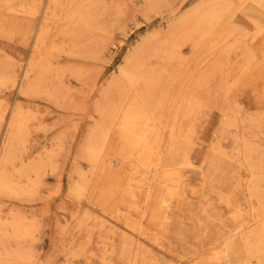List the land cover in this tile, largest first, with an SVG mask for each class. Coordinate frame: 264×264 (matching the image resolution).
<instances>
[{
  "label": "rangeland",
  "instance_id": "374dc122",
  "mask_svg": "<svg viewBox=\"0 0 264 264\" xmlns=\"http://www.w3.org/2000/svg\"><path fill=\"white\" fill-rule=\"evenodd\" d=\"M213 1L61 0L59 9L50 0H0V155L17 110L25 112L20 118L26 131L15 142L18 152L13 149L12 160L17 161L18 155V161L4 166L5 173L24 190L0 193V231L10 232H0L5 236L0 238V264L6 260L5 251L25 258L12 259L17 264H264L262 254L247 256L243 240L235 234L240 226L239 230L249 227L258 232L264 225V199L249 192L253 184L249 161L241 157L243 145L253 146L251 161L262 164L263 179L254 189L264 198V15L260 27L255 26L245 17L247 7L236 3L228 11L235 24L224 26L223 21L208 33L195 31L194 20L179 26L185 15ZM82 4H92L90 19L80 17ZM86 22L88 29L82 28ZM38 34L44 45L40 52L35 45ZM132 54H138L145 70L160 77L152 95L164 99L157 113L168 126L158 125L161 143L157 145L162 150L169 138L168 127L176 121L180 129L176 128V136L189 140L186 163L177 167L180 171L170 168L176 171L173 181L157 184L150 197L146 188H135L139 181L135 156L129 164L120 158L127 148L116 127L121 112L115 114L116 128L101 117V109L115 113L124 102L114 82L127 69L126 60ZM30 62L37 66L30 77L38 83L28 92L22 78ZM14 70L19 73V87L6 81ZM130 79L132 86L126 92L133 98L141 78ZM188 101L200 106L186 114ZM175 113H179L177 118ZM94 140L104 150L99 149L97 166L91 169ZM151 151L145 163H154L158 149ZM25 167L32 181L37 178L34 170L39 173L35 185L26 182ZM14 215L23 220L22 234L10 227L16 221Z\"/></svg>",
  "mask_w": 264,
  "mask_h": 264
},
{
  "label": "bare ground",
  "instance_id": "6f19581e",
  "mask_svg": "<svg viewBox=\"0 0 264 264\" xmlns=\"http://www.w3.org/2000/svg\"><path fill=\"white\" fill-rule=\"evenodd\" d=\"M66 1V0H65ZM90 1V0H89ZM69 2V1H68ZM67 2V3H68ZM79 3H80V1H78ZM39 3V2H38ZM50 3H52L51 5H56L57 6V8H58V6H59V4L61 3V0H50ZM67 3H64L65 5L67 4ZM84 3V2H83ZM239 4L240 6H242V5H244V8H245V6L247 7V9L245 8L244 10H246L245 11V17H246V19H248L253 25H255V26H259L260 25V23L262 22V17H263V11L262 12H260V11H258V8L257 7H260V9H263L264 10V0H214L213 2H211L210 4H208L207 6H203L201 9H197V11H193V13H191V14H189V15H185L183 18H181L180 20H179V26L181 27V24H184V23H186V22H189V21H191V20H194V26H193V29L195 30V31H202V30H204L205 32L206 31H214V28H216V26L217 25H219L220 23H222L223 21L225 22V24L226 25H224V26H227V25H232V24H235V20L233 19L234 17H233V15L232 14H229L228 13V11L230 12V10H231V8H232V6L234 5V4ZM93 4V3H92ZM92 4L90 5V4H82L81 6H80V8L78 9V13L80 14V17H83L84 19H90V17L93 15L92 14V8H93V6H92ZM97 4V3H96ZM36 5V4H35ZM61 6H62V4H60ZM79 5V4H78ZM206 5V4H205ZM49 6V5H48ZM64 6V5H63ZM65 7V6H64ZM63 7V8H64ZM69 7H70V5H69ZM72 7V6H71ZM24 8V7H23ZM35 8V7H34ZM50 8V7H49ZM66 8V7H65ZM74 8V7H73ZM31 9H33V8H31ZM30 9V12L32 11ZM51 9V8H50ZM53 9V8H52ZM59 9H62V8H60V6H59ZM58 9V10H59ZM12 10V9H11ZM48 10V9H47ZM54 10V9H53ZM66 10V9H65ZM73 10V9H72ZM71 10V11H72ZM243 10V9H242ZM5 11V10H4ZM23 10H21V12H22ZM25 11V10H24ZM36 11V10H35ZM51 11V10H50ZM6 12V11H5ZM29 12V11H28ZM37 12V11H36ZM35 12V13H36ZM49 12V11H48ZM241 12V11H240ZM18 13V12H17ZM25 13V12H24ZM33 13H34V11H33ZM32 13V14H33ZM53 13V12H52ZM13 14V13H12ZM15 14V13H14ZM71 14V13H70ZM20 15V14H19ZM22 15V14H21ZM35 15L36 14H34V17H35ZM50 15V14H49ZM53 15V14H52ZM69 15V14H68ZM82 15V16H81ZM26 16V15H25ZM29 16H30V14H29ZM75 16H76V14H75ZM74 16V17H75ZM196 17V18H193V17ZM19 17V16H18ZM46 17V16H45ZM45 17H43V18H45ZM52 17V16H51ZM68 17H70V16H68ZM79 17V18H80ZM244 17V16H243ZM14 18H16V17H14ZM47 19H48V17H46ZM54 18V17H53ZM59 18V17H58ZM65 18V17H64ZM193 18V19H192ZM236 18V17H235ZM242 18V17H241ZM11 19V18H10ZM26 19V18H25ZM57 19V18H56ZM68 19V18H67ZM73 19V18H72ZM95 19H96V16H95ZM63 20V19H62ZM66 20V19H65ZM64 20V21H65ZM92 20V19H91ZM94 20V19H93ZM45 21V20H44ZM61 21V20H60ZM83 21V20H82ZM81 21V22H82ZM178 20H176V22H177ZM51 22V21H50ZM67 22H69V21H67ZM80 22V23H81ZM89 22H90V20H89ZM44 23V22H43ZM65 23V22H64ZM83 24H84V22H82ZM190 23V22H189ZM48 24V23H47ZM86 24L87 25H83L82 26V28H84V26H88V23L86 22ZM95 24V23H94ZM224 24V23H223ZM223 24H222V26H223ZM44 25V24H43ZM119 25V24H118ZM221 25V24H220ZM80 26V25H79ZM95 26V25H94ZM43 27V26H42ZM66 27H69V26H66ZM65 27V28H66ZM90 26H88L87 28H85V29H88ZM190 27H192V26H190ZM260 27V26H259ZM30 28V27H29ZM64 28V29H65ZM70 28H72V27H70ZM73 29H75V25H74V28ZM182 29V28H181ZM185 29H187V28H185ZM191 29V28H190ZM41 31V30H40ZM48 30H46V32H47ZM64 31V30H63ZM94 31V30H93ZM212 31V32H213ZM229 31H231V30H229ZM32 32V31H31ZM42 32V31H41ZM46 32H43V33H46ZM66 32H67V30H66ZM69 32H71V31H69ZM88 32V31H87ZM92 32V31H91ZM212 32H209L210 33V35H211V33ZM228 32V31H227ZM43 33H41V34H43ZM63 33V32H62ZM72 33H74V32H72ZM71 33V34H72ZM79 33V32H78ZM88 33H90V32H88ZM196 32H194V34H195ZM206 33H208V32H206ZM233 33V32H232ZM65 34V33H64ZM69 34V33H68ZM68 34H67V36H68ZM82 34V33H81ZM91 34V33H90ZM193 34V35H194ZM197 34V33H196ZM202 34V33H201ZM231 34V33H230ZM39 36H37V39H36V42H35V45H36V48H37V50H38V52H40V48H41V45L43 44L42 43V35L40 36V34H38ZM66 35V34H65ZM198 35H200V34H198ZM45 36H47L46 34L44 35V37ZM73 36H74V34H73ZM197 36V35H196ZM200 36H203V35H200ZM227 36H229V35H227ZM43 37V38H44ZM72 37V36H71ZM77 37H79L78 35H77ZM227 38V37H226ZM259 38V37H258ZM80 39V38H79ZM46 40V39H45ZM220 41V40H219ZM46 42V41H45ZM75 42V41H74ZM197 43V42H196ZM44 44H46V43H44ZM165 44V43H164ZM227 44V43H226ZM56 45V44H55ZM168 45V44H167ZM192 45V44H191ZM44 45H42V47H43ZM46 46V45H45ZM65 46V45H64ZM165 46V45H164ZM75 47V46H74ZM35 49V48H34ZM43 50V49H42ZM44 50H45V47H44ZM192 50V49H191ZM197 52V51H196ZM217 52V51H216ZM37 55V54H36ZM133 55V57L131 56L130 58H128L127 60H126V64H127V69H129L130 68V71L129 70H127V69H123L122 71H120V79L118 80V81H116V82H114V83H116L115 85H117L118 87H119V89H120V91H121V95H122V98L124 99V102L121 104V105H119L118 106V111H115V113H114V111H112V112H109V111H107L106 109H101V117H102V121H103V123H108L109 125H111V127H115V125H116V119H117V116L115 115L116 113L117 114H120L119 112H121V121H120V123L116 126L117 127V131L119 132V134L121 135V136H123V138H124V142H127V148L124 150V148H123V151H124V153H125V151H126V153L123 155V157L121 156L122 154H120V152H119V156H121L120 158H122V161L123 162H125L126 160H127V164H129V162L132 160V162H133V158H134V156H135V158H136V163H135V171H137V173L139 174V176H137L138 177V179H139V181H137L135 184V188H137V189H145V194H146V197H150V194H151V192H152V188H155L156 186H157V184H160V183H170V181H173V177H174V175H176V171L175 170H171L170 168H173V167H175V169L179 166V165H182V164H184V163H186V160H185V158L188 156V154H187V151L189 150L188 148V139L185 137V138H182V139H179V137L178 136H176L177 134H175L176 132H178L180 129L179 128H177V126H176V122H174L175 124H171V126H169L168 128H169V138L167 139V141H165V143H163L162 144V150H161V147H159L160 146V144L159 143H161L160 141H161V133H160V131H159V128H158V125H160V126H162V128L164 129H166V127L168 126V125H166V123L164 122L165 120V118H164V116H162L161 114H158L157 112H160V109H161V105H162V101H164V99L163 100H160V99H158V98H160L161 96L160 95H158L159 97H155V95H152V93H153V91L154 90H156V86H157V83H158V80L160 79V77H159V74H157V73H153V71H151L150 70V72L149 71H147V70H145V68H144V66H143V64H139V62H140V60H138V58H137V55L135 56L134 54H132ZM222 55V54H221ZM220 55H218V57H219ZM223 57V56H222ZM221 57V58H222ZM264 56H262L261 58H263ZM39 58V57H38ZM220 58V57H219ZM31 59V58H30ZM40 59H42V58H40ZM160 59V58H159ZM217 59V58H216ZM1 60V59H0ZM5 60V59H4ZM3 60V61H4ZM221 60V59H220ZM45 61V60H44ZM47 61V60H46ZM167 61V60H166ZM260 61V60H259ZM1 62H2V60H1ZM5 62V61H4ZM36 62V61H35ZM40 62H41V60H40ZM160 62V61H159ZM226 62V61H225ZM229 62V61H228ZM38 62H36V64H37ZM46 63V62H45ZM214 63V62H213ZM0 64H3V63H0ZM40 64V63H39ZM46 64H48V63H46ZM217 64V63H216ZM30 69L28 68V69H26L25 70V72H24V75H23V81L26 79V83L24 84L23 83V85L24 86H22L23 87V89H24V91L25 90H31L32 88H34L36 85H37V79H34V80H32V78L30 77V74H31V71H33L34 72V70H35V68L37 67L36 65H35V63H31L30 62ZM49 65V64H48ZM210 65V64H209ZM244 65V64H243ZM43 66V65H42ZM53 66V65H52ZM5 67V66H4ZM39 67H40V65H39ZM43 67H45V65L43 66ZM47 67H49V66H47ZM2 68V67H1ZM16 68V67H15ZM253 68H256V67H253ZM252 68V69H253ZM39 69V68H38ZM47 69V68H46ZM50 69V68H49ZM6 70V69H5ZM18 70V69H17ZM16 70V71H17ZM37 70V69H36ZM51 70V69H50ZM15 70L13 71V73H11V74H9L7 77H6V81L9 83V84H12L13 86H15V84L18 82L17 81V77H18V75L17 74H19V73H17ZM43 71H44V69H43ZM46 71V70H45ZM49 71V70H48ZM60 71V70H59ZM199 71V70H198ZM209 71V70H208ZM51 72V71H50ZM244 72V71H243ZM55 73V72H54ZM60 73V72H59ZM238 73H240V72H238ZM1 74V73H0ZM37 74V73H36ZM41 75H42V73H40ZM34 75V74H33ZM41 75H39V76H41ZM43 75H45V73L43 74ZM43 75H42V77H43ZM46 75H48V74H46ZM49 75H50V73H49ZM48 75V76H49ZM239 75V74H238ZM248 75V74H247ZM38 76V77H39ZM137 77V76H139V79L141 78V84L139 85V84H137L136 86H137V88H135V90L134 91H136V93L134 94V96H133V98H131L130 96H127L128 94V92H126V90H128L129 91V89L131 88V86H132V84H130L131 83V79L130 78H134V77ZM236 76H237V74H236ZM3 77V76H2ZM37 77V78H38ZM64 77V76H63ZM235 77V76H234ZM0 78H1V76H0ZM19 78V77H18ZM47 78V77H46ZM48 79V78H47ZM54 79V78H53ZM136 79H138V78H136ZM180 80V79H179ZM1 81H2V79H1ZM51 81V80H50ZM133 81H135V80H133ZM47 82V81H46ZM1 83V82H0ZM40 83V82H39ZM43 84V83H42ZM48 85H49V83H47ZM47 84H46V86H47ZM17 85V87H19L18 85L19 84H16ZM140 86H141V88H140ZM1 87V86H0ZM6 87V86H5ZM22 87H21V89H22ZM38 87V86H37ZM49 87V86H48ZM56 87V86H55ZM43 88H44V85H43ZM13 89V88H12ZM45 90V89H44ZM51 90V89H50ZM29 92V91H28ZM33 92H35V91H33L32 90V93ZM51 92V91H50ZM20 93H22V92H20ZM38 93V92H37ZM47 93V92H46ZM55 93V92H54ZM154 93H156V92H154ZM26 94V93H25ZM56 94V93H55ZM55 94H53L54 95V98H55ZM156 94H158V93H156ZM161 94V93H160ZM28 95H30V94H28ZM45 95V94H44ZM162 95V94H161ZM164 95V94H163ZM162 95V96H163ZM178 95V94H177ZM26 96V95H25ZM58 97V96H57ZM178 99V98H177ZM189 99V98H188ZM193 99V98H192ZM193 101V100H192ZM191 101V102H192ZM177 103V102H176ZM180 103V102H179ZM193 103V102H192ZM189 103V101H188V104L186 105V107H185V110H184V113H186V111H188L189 112V110H191V111H195L199 106H200V103L198 102V103ZM184 105H185V103H183ZM176 105V104H175ZM102 106V105H101ZM181 106V105H180ZM164 107V106H163ZM184 107V106H183ZM17 108H18V106H17ZM180 108V107H179ZM178 109V108H177ZM15 110V109H14ZM20 110H22V114H23V109H20ZM190 111V112H191ZM179 112V111H178ZM21 113V111H19V110H17L15 113H14V115L12 116L13 117V119H12V121L9 123V125H8V129H9V132H8V134L6 135V140L5 141H7V143H6V145L4 146V147H2V151H3V153L0 155V193H3V192H8V191H18V192H20V191H22V190H24V189H21V188H19V183H17V182H15V181H13L12 179H10V177L5 173V170H4V166H6L5 164H7L8 162H13V161H16V160H12L13 159V155H14V151H13V149H14V147H15V142H18L23 136L21 135V133L23 132H26V131H23V123L24 122H21V116H22V114H20ZM25 113V112H24ZM183 113V114H184ZM198 113V112H197ZM27 114V113H26ZM25 114V115H26ZM176 114V113H175ZM182 114V113H181ZM187 114V113H186ZM25 115H23V117L25 116ZM177 115V116H176ZM175 115V117L177 118L178 117V115H179V113H177ZM30 117V116H29ZM174 117V118H175ZM182 117V116H181ZM180 117V118H181ZM27 118H28V116H27ZM183 118H185V116H183ZM23 119V118H22ZM26 119V118H25ZM30 119V118H29ZM187 119V118H186ZM192 119H193V117H192ZM2 120V119H1ZM0 120V121H1ZM24 120V119H23ZM22 120V121H23ZM175 119H173V121H174ZM177 120V119H176ZM190 120V119H189ZM181 121H182V119H181ZM101 123V122H100ZM98 124V123H97ZM25 125V124H24ZM28 125V124H27ZM99 126H100V124H98ZM102 125V124H101ZM106 126V127H110V126ZM101 127V126H100ZM115 127V128H116ZM226 127H228V126H226ZM97 128H98V126H97ZM102 128V127H101ZM161 128V127H160ZM176 128H177V130H176ZM225 128V127H224ZM98 129H100V128H98ZM104 129V128H103ZM102 129V130H103ZM105 129H107V128H105ZM104 129V130H105ZM103 130V131H104ZM161 130V129H160ZM181 130H182V128H181ZM188 130V129H187ZM192 130V129H191ZM103 131H98V132H103ZM112 131V130H111ZM165 131V130H164ZM189 131V130H188ZM28 133V132H27ZM26 133V134H27ZM94 133V132H93ZM188 133H190V132H188ZM25 134V135H26ZM98 134V133H97ZM102 134V133H101ZM192 134V133H191ZM103 135V134H102ZM109 135H111L110 133H109ZM186 135V134H185ZM27 136V135H26ZM97 136H99V135H97ZM187 136V135H186ZM93 138V137H92ZM94 138H95V136H94ZM97 138H99L100 139V141H101V138H102V140L104 141V139L106 140V138H105V135L104 136H102L101 138L100 137H97ZM122 138V139H123ZM149 138H151V139H149ZM4 140V139H3ZM107 140H109V139H107ZM150 140H153V143H156V144H154L155 145V147H156V145H157V147H156V149H158V151L155 153V161H154V163H145V156H147V152H148V150L149 151H151V150H153L152 149V147H153V143H152V141H150ZM98 141L99 140H94L93 141V143L91 144V147H90V158H89V160H90V163H91V169H93V168H95L96 166H97V157H99V153H101V152H103V150H102V148H103V144H105V143H107V142H105V143H100V145L102 146V148L100 149L99 148V144H98ZM4 142V141H3ZM22 142V141H21ZM91 142V141H90ZM89 142V143H90ZM119 142V141H118ZM123 142V143H124ZM162 142H163V140H162ZM5 143V142H4ZM121 143L122 142H120L119 143V145H121ZM106 145H108V143L106 144ZM24 146V145H23ZM86 146V145H85ZM109 146V145H108ZM122 146H124V144H122ZM19 147V146H18ZM87 147V146H86ZM112 147V146H111ZM116 147V146H115ZM118 147V146H117ZM243 147V150L241 151V153H242V155L243 156H241L242 158H243V160L246 162H248V169L250 170V173H251V175H252V178H251V183L253 182V184H249L250 185V187H249V192L251 193V195H253L255 198H257V199H259V200H263L264 198H263V196L262 195H260V193L258 192V191H256L255 189H254V186H255V183H259V182H262L261 180H263V179H260V164H255V163H252V161H251V153L253 152V146L251 147V146H249V145H243L242 146ZM20 148V147H19ZM106 148H107V146H106ZM221 148V147H220ZM21 149V148H20ZM99 149L100 150H102L101 152H99ZM156 149L153 151V152H155L156 151ZM163 149H164V151H163ZM15 150H17L16 149V147H15ZM27 150V149H26ZM85 150V149H84ZM87 150V149H86ZM108 150V149H107ZM87 151H89V150H87ZM106 151V150H105ZM134 151H135V153H134ZM17 152H18V150H17ZM99 152V153H98ZM152 152V151H151ZM152 152V153H153ZM16 153V152H15ZM23 153V152H22ZM85 153V152H84ZM17 154H21V152L20 153H17ZM16 154V155H17ZM104 154H105V152H104ZM133 154V155H132ZM149 154H150V152H149ZM162 154H164L163 155V157H162ZM21 155H23V154H21ZM101 155V157H102V155L103 154H100ZM106 155V154H105ZM113 155V154H112ZM88 156V155H87ZM114 156V155H113ZM116 156V155H115ZM133 156V157H132ZM154 156L152 157V158H154ZM253 156V155H252ZM15 157V156H14ZM239 157V156H238ZM100 158V157H99ZM116 158V157H115ZM264 158V157H263ZM16 159H17V161H18V155H17V157H16ZM88 159V158H87ZM106 159V158H105ZM108 159V158H107ZM162 159H165V161H166V164H163V160ZM24 160H25V156H24ZM32 160V159H31ZM104 160V159H103ZM111 160V159H110ZM109 160V161H110ZM128 160H130V161H128ZM153 160V159H152ZM151 160V161H152ZM16 161V162H17ZM100 161V160H99ZM102 161V160H101ZM100 161V162H101ZM106 161V160H105ZM134 161V162H135ZM11 162V163H12ZM15 162V163H16ZM102 162H104V161H102ZM121 162V161H120ZM119 162V163H120ZM262 162V161H261ZM10 163V164H11ZM20 163V162H19ZM35 163V162H34ZM40 163V162H39ZM107 163V162H106ZM114 163V162H113ZM113 163H112V165H113ZM13 164V163H12ZM25 164H27V163H25ZM30 164V163H29ZM35 164H37V163H35ZM108 164H109V162H108ZM108 164H106V166H109ZM114 164H116V163H114ZM118 164V163H117ZM122 164V163H121ZM124 164V163H123ZM188 164V163H187ZM214 164H216V163H214ZM32 165V164H31ZM133 165V164H132ZM190 165V164H189ZM188 165V167H190ZM262 165V164H261ZM11 166V165H10ZM104 165L102 164V167H103ZM105 166V167H106ZM124 166V165H123ZM8 167V166H7ZM12 167V166H11ZM28 167V166H27ZM98 167H100V166H98ZM109 167H111V165L109 166ZM130 167V166H129ZM132 167V166H131ZM143 169H142V168ZM9 168V167H8ZM35 168V167H34ZM40 168H41V166H40ZM107 168V167H106ZM106 168H102V169H105L106 170ZM121 168V167H120ZM125 168V167H124ZM180 168H182V167H180ZM185 168V167H184ZM20 170H21V168H19ZM109 168H107V170H108ZM112 169V168H111ZM111 169H110V171H111ZM119 169V168H118ZM167 169V170H166ZM23 170V169H22ZM33 170V169H32ZM97 170H98V168H97ZM100 170V169H99ZM107 170L105 171V172H107ZM125 170V169H124ZM123 170V171H124ZM134 170V169H133ZM177 170H179V168H177ZM182 170V169H181ZM186 170V169H185ZM23 171H25V172H23L24 173V175L23 176H25L26 177V182H28V183H31L32 185H35L36 184V181L38 180V174L39 173H37V170H34V172L36 173V181H35V179H34V181H32V179L34 178H32V179H30L29 177H27L28 176V174H27V169H26V167L24 168V170ZM114 171V170H113ZM119 172H120V170H118ZM180 171V170H179ZM97 172V171H96ZM96 172H95V175H96ZM114 172H116V171H114ZM257 173V175H255V173ZM31 173V172H30ZM107 173H111V174H113L112 173V171L111 172H107ZM122 173V172H121ZM125 174L127 173V172H124ZM129 173V172H128ZM258 173H259V175H258ZM21 174V173H20ZM98 174V173H97ZM106 174V173H105ZM115 174V173H114ZM113 174V175H114ZM118 174H120V173H118ZM21 175V176H22ZM89 175V174H88ZM121 175V174H120ZM119 175V176H120ZM127 176L129 175V174H126ZM131 175V174H130ZM110 176V174H108V178H110L111 179V176ZM117 176V175H116ZM119 176H117V177H119ZM123 176V175H122ZM125 176V175H124ZM20 177V176H19ZM131 177V176H130ZM251 177V176H250ZM16 178V177H15ZM23 178V177H22ZM120 178V177H119ZM118 178V179H119ZM122 178H124V177H122ZM128 178V177H127ZM134 178H136V177H134ZM133 178V180H131L132 182H134V179ZM118 179L116 180V178H115V181H117L118 182ZM126 179V178H125ZM112 180H113V178H112ZM128 180V179H127ZM226 180V179H225ZM22 181V180H21ZM121 181V180H120ZM119 181V182H120ZM123 181H125V180H123ZM38 182V181H37ZM86 182V181H85ZM113 182V181H112ZM250 182V181H249ZM76 183V182H75ZM75 183L73 184V186L75 185ZM101 183H102V181H101ZM114 183V182H113ZM122 183V182H121ZM127 183H129V182H127ZM168 183V184H169ZM177 183V182H176ZM182 183V182H181ZM24 184V183H23ZM25 184H27V183H25ZM122 184H124L125 185V183H122ZM173 184V183H172ZM171 184V185H172ZM178 184V183H177ZM183 184V183H182ZM116 185V184H115ZM176 185V184H175ZM81 186V185H80ZM84 186V185H83ZM82 186V187H83ZM114 186V185H113ZM119 186V185H118ZM131 186V185H130ZM260 186V185H259ZM31 187V186H30ZM77 187V186H76ZM123 187H126V186H123ZM128 188V187H127ZM39 189V188H38ZM76 189V188H75ZM83 189V188H82ZM81 189V190H82ZM111 189V188H110ZM123 189V188H122ZM125 189V188H124ZM123 189V190H124ZM129 189V188H128ZM32 190H33V188H32ZM79 190H80V188H79ZM86 190H88V189H86ZM123 190H121V191H123ZM172 190V189H171ZM125 191V190H124ZM132 191V190H131ZM70 192H71V190H70ZM87 192V191H86ZM85 192V193H86ZM261 192V191H260ZM30 193V192H29ZM78 193H80V191H78ZM82 193V192H81ZM80 193V195L81 196H83L82 194H84V193H82L81 194ZM111 193V192H110ZM74 194H77V190H74ZM121 194H122V192H121ZM121 194H120V196H121ZM131 194V193H130ZM3 195V194H2ZM169 195H171V194H169ZM77 197V196H76ZM79 197V196H78ZM162 197V196H161ZM80 198V197H79ZM122 198V197H121ZM132 198H133V196H132ZM135 198V197H134ZM249 198V197H248ZM112 200H113V198H111ZM167 199V198H166ZM258 200V201H259ZM147 202V201H146ZM149 202V201H148ZM195 202V201H194ZM262 204H263V202H262ZM229 206V205H228ZM147 207V206H146ZM264 207V206H263ZM262 208V207H261ZM264 210V209H263ZM254 213V212H253ZM259 213V212H258ZM3 215H4V213H3ZM248 215V214H247ZM189 216V215H188ZM4 217V216H3ZM17 216H15L14 215V217L13 218H16ZM26 217V216H25ZM18 218V217H17ZM17 218H16V221L15 222H13V225L14 226H10V224H9V226L10 227H13V232L15 231V233L16 234H18L19 232L21 233L22 232V226H21V224H22V222H23V220L22 219H19V220H17ZM19 218H21V217H19ZM11 219V218H10ZM24 219V218H23ZM1 220V219H0ZM4 220V219H3ZM13 221H14V219H12ZM31 221V220H30ZM5 222H6V220H5ZM4 222V223H5ZM26 222V221H25ZM95 222V221H94ZM239 222V221H238ZM2 223H3V221H2ZM3 223V224H4ZM10 223V222H9ZM15 223V224H14ZM28 223V222H27ZM30 223V222H29ZM241 223V222H240ZM25 225H27L26 223H24ZM261 224V223H260ZM4 225H6V223L4 224ZM95 225V224H94ZM240 225H242V224H240ZM30 226V228L32 227L33 228V226H31V225H29ZM96 226V225H95ZM243 226V225H242ZM6 227H7V225H6ZM22 227V228H21ZM36 227V226H35ZM241 227V226H240ZM240 227H237V229H236V233L235 234H237L236 235V237H240V239H242L243 240V245H244V248H245V252H246V254H247V256H255L256 257V255H263L264 256V225H262L261 227H260V229H259V231L258 232H254V231H252V230H248V228L249 227H245L243 230L241 229V230H239L240 229ZM199 228V227H198ZM259 228V227H258ZM2 229V228H1ZM6 229V228H5ZM4 229V230H5ZM12 229V228H11ZM107 229V228H106ZM109 229V228H108ZM3 230V231H4ZM21 230V231H20ZM33 230V229H32ZM3 231H0V232H2V234H3ZM235 231V230H234ZM6 232L7 231H4V234L6 235ZM30 232V231H29ZM8 233V232H7ZM10 233V232H9ZM8 233V234H9ZM24 233H26L25 232V230H24ZM2 234L0 235V238H3V236H2ZM22 234V233H21ZM234 234V235H235ZM24 236H25V234H23ZM22 235V239H23V236ZM101 235V234H100ZM233 235V234H232ZM233 235V236H234ZM2 236V237H1ZM8 236V235H7ZM10 236H12V234H10ZM33 236V235H32ZM126 236V235H125ZM5 237V236H4ZM28 237V236H27ZM14 238V237H13ZM12 238V239H13ZM15 239V238H14ZM22 239H20V240H22ZM25 239H26V237H25ZM1 240V239H0ZM28 240V239H27ZM2 242V241H1ZM0 242V243H1ZM11 242V241H10ZM21 243V242H20ZM99 243V242H98ZM104 245V244H103ZM139 245V244H138ZM142 245V244H141ZM23 247V246H22ZM229 247V246H228ZM231 248H232V246H230ZM229 247V248H230ZM137 248V247H136ZM230 248V249H231ZM253 248H254V250H253ZM21 249V248H20ZM4 250V249H3ZM142 250V249H141ZM4 252V251H3ZM14 253V252H13ZM25 254V253H24ZM3 256H5V259L6 260H4V262L2 263V264H17L15 261L16 260H18V259H25V258H23V256L22 255H20V254H18V252H16L15 254H10L9 252H8V254H6V251H5V254H2ZM28 255V254H27ZM27 255H26V257H27ZM144 258V257H143ZM3 258H1L0 257V260H2ZM12 259H16L15 261H12ZM21 262V261H20ZM24 262V261H23ZM146 263V262H145ZM244 263H245V261H244ZM26 264V263H25ZM251 264V263H250Z\"/></svg>",
  "mask_w": 264,
  "mask_h": 264
}]
</instances>
